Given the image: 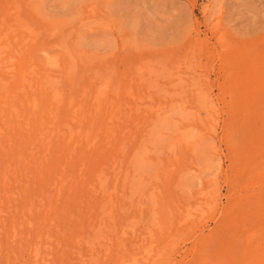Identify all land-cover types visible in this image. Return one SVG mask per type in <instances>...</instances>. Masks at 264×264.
Listing matches in <instances>:
<instances>
[{
    "label": "rangeland",
    "instance_id": "1",
    "mask_svg": "<svg viewBox=\"0 0 264 264\" xmlns=\"http://www.w3.org/2000/svg\"><path fill=\"white\" fill-rule=\"evenodd\" d=\"M0 264H264V0H0Z\"/></svg>",
    "mask_w": 264,
    "mask_h": 264
}]
</instances>
